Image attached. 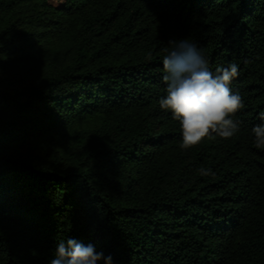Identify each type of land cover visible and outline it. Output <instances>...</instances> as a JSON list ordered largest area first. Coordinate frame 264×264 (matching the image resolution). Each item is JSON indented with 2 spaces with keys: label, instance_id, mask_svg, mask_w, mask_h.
Returning <instances> with one entry per match:
<instances>
[{
  "label": "trees",
  "instance_id": "trees-1",
  "mask_svg": "<svg viewBox=\"0 0 264 264\" xmlns=\"http://www.w3.org/2000/svg\"><path fill=\"white\" fill-rule=\"evenodd\" d=\"M238 63L229 140L181 150L161 58ZM264 0H0V264L68 237L113 264H264ZM201 168H211L203 176Z\"/></svg>",
  "mask_w": 264,
  "mask_h": 264
},
{
  "label": "clouds",
  "instance_id": "clouds-1",
  "mask_svg": "<svg viewBox=\"0 0 264 264\" xmlns=\"http://www.w3.org/2000/svg\"><path fill=\"white\" fill-rule=\"evenodd\" d=\"M172 47L162 56V79L165 94L158 106L178 122L181 141L178 147L189 150L206 138L229 140L241 131L234 119L245 107L243 97L231 87L239 75V64L217 66L213 71L198 44L185 37L170 41ZM260 123L249 132L251 145L264 151V111L256 114ZM200 174H212L211 168H201ZM49 264H113V256L98 249L94 243H83L68 237L57 241Z\"/></svg>",
  "mask_w": 264,
  "mask_h": 264
}]
</instances>
